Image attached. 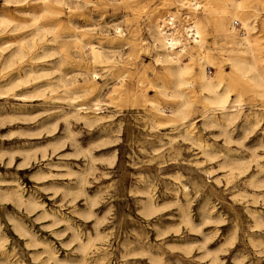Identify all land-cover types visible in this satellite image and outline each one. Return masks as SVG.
Returning <instances> with one entry per match:
<instances>
[{"label": "clouds", "instance_id": "9594fccd", "mask_svg": "<svg viewBox=\"0 0 264 264\" xmlns=\"http://www.w3.org/2000/svg\"><path fill=\"white\" fill-rule=\"evenodd\" d=\"M0 264H264V0H0Z\"/></svg>", "mask_w": 264, "mask_h": 264}]
</instances>
